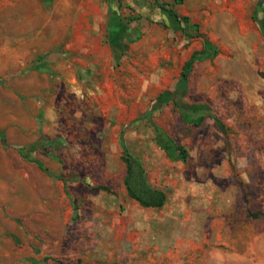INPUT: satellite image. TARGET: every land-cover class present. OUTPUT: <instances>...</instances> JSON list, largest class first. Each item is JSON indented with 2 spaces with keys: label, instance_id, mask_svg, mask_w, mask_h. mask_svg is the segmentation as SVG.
Returning <instances> with one entry per match:
<instances>
[{
  "label": "crops",
  "instance_id": "crops-1",
  "mask_svg": "<svg viewBox=\"0 0 264 264\" xmlns=\"http://www.w3.org/2000/svg\"><path fill=\"white\" fill-rule=\"evenodd\" d=\"M149 1L0 0V264H120L124 259L116 252L128 249L135 237L151 248V262L138 264H159L171 250L182 257L191 247L226 241L221 216L233 195L213 182L229 176L225 155L215 163L205 152L198 157L204 161L194 164L193 152L171 139L186 151L184 162L170 160L157 140L138 144L136 150L148 151L141 158L121 143L123 119L132 117L133 96L136 101L180 99L173 86L183 65L196 55L186 89L202 65L198 58L219 53L214 40L197 30L196 18L202 17L236 52L233 60L221 63V72L226 65L234 68L247 101H258L254 95L264 90V48L255 57L247 45L262 34L257 23L264 15L217 8L213 14H196L198 8L238 7L254 0H153L156 21L149 28ZM224 19L238 30L239 35H230L232 42L221 30ZM133 86L138 87L134 93ZM153 86L164 89L152 95ZM184 112L192 121L180 114L182 122L195 128L209 114L202 107ZM134 116L147 118L148 113ZM124 150L141 164L150 188L165 194L158 212L128 196ZM253 155L252 165L259 157L256 151ZM159 177H174L168 184L171 200L169 187L156 183Z\"/></svg>",
  "mask_w": 264,
  "mask_h": 264
},
{
  "label": "rangeland",
  "instance_id": "rangeland-1",
  "mask_svg": "<svg viewBox=\"0 0 264 264\" xmlns=\"http://www.w3.org/2000/svg\"><path fill=\"white\" fill-rule=\"evenodd\" d=\"M259 3H262L261 0H254L251 4L238 5V7L232 3H220L218 6L212 5L211 9L198 8L196 14H203L202 16H205L207 12L213 14L217 8L223 11L230 10L233 13H250L249 10H251L254 14L264 15V3L263 5ZM155 4L153 0H150L148 4L149 11L146 18L149 28L155 26ZM182 10L189 13L188 10L177 7L179 13H182ZM135 17L137 16L133 15L131 18ZM202 18H196L197 30L214 40V47L219 53L215 55L211 53L208 60H204V56L198 58L202 65L190 79V84L185 91L180 92V99L174 102H161L158 96H154L148 101H136L133 96L129 104L132 117L123 119L127 122L123 140L131 148V153L141 154V158H144L143 154L148 151L135 148L139 147L138 144L142 142H154L157 137L154 127H159L168 138L193 152L198 161L197 163L194 160V164H199V160L204 161L198 157L201 158L205 152L212 156L215 163H218L221 154H224L228 163L226 172L229 176L213 179V182L223 191L227 189V192L233 195L231 198L233 202L227 208L226 214L221 216L227 227L226 241L221 244L210 243L202 247H191L192 249L182 257L176 252L177 249L171 250L159 260V264H264V90L261 95L259 93L254 95L259 99L258 101L248 102L236 80V70L234 68L229 70L226 65L225 72H221V63L226 62L224 64H227L233 60L236 52L231 47L222 44L217 38L215 24ZM221 23V30L229 40L231 34L239 35L237 28H231L226 19ZM257 24L259 28H263L262 34L257 39L253 38L251 45H247L255 57L259 56L260 47L264 48V27H262L264 20L261 25ZM195 37L193 47L199 50L201 45L197 37H200V34ZM179 38L182 41V35ZM180 52H182L181 47ZM204 62L207 64L210 62V67H205ZM169 72L174 73L175 71ZM223 74L228 77L223 79ZM262 76L264 77V69H262ZM171 82L168 83V87ZM136 87L133 86V93ZM173 87L176 89V86ZM163 89L164 86L149 87V93L158 95ZM200 107L209 113L200 127L185 125L181 115L187 123L192 119L184 111ZM144 110H147V118L134 116ZM256 114H259L258 120H255ZM114 121L116 122L117 119ZM215 121L221 123L224 131L217 127ZM255 126L257 127L256 133L252 132ZM252 144L257 145L258 148ZM255 151L259 157L252 165ZM137 159L140 161L139 158ZM169 170L166 172L168 173ZM192 178L195 182L200 181L198 177ZM173 179L174 177H159L156 183L168 186ZM168 187L167 192L171 200L173 191L170 186ZM149 210L158 212L157 209ZM216 248H219L220 252L212 250L210 253L211 249ZM149 250L151 248L140 245L135 237L128 249H122L116 252V255L123 256L124 260H121L120 264H126L128 261L131 264H138L139 261L145 263V261L151 262ZM53 264L57 263L53 262Z\"/></svg>",
  "mask_w": 264,
  "mask_h": 264
},
{
  "label": "trees",
  "instance_id": "trees-1",
  "mask_svg": "<svg viewBox=\"0 0 264 264\" xmlns=\"http://www.w3.org/2000/svg\"><path fill=\"white\" fill-rule=\"evenodd\" d=\"M167 12L173 16H175L181 22H187L186 17H178L177 14L172 9H167ZM194 28H197V25H194ZM196 58V55H193L189 61H187L182 68L180 74V80L176 87V92L185 91L183 89V84L186 81L190 70L191 63ZM200 118L197 119L196 124L200 122ZM217 126L220 129L224 130V127L221 125L219 121H217ZM157 142L162 144L164 150L167 152V157L170 160H186V151L178 145H175L173 141L168 138L165 134H163L160 130L157 129ZM121 143H123V139L121 137ZM124 154L122 156V160L126 164V176L124 178V186L126 188V192L128 196L134 200L137 204L144 208H156L160 209L163 207L166 201V196L163 192L154 190L150 188V186L146 182V178L144 177V171L141 164L132 158L126 150L123 151ZM58 264H71L69 262H59ZM80 264V263H78Z\"/></svg>",
  "mask_w": 264,
  "mask_h": 264
}]
</instances>
